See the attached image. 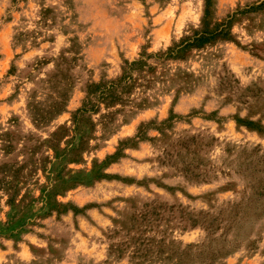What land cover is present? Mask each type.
I'll list each match as a JSON object with an SVG mask.
<instances>
[{
	"label": "rangeland",
	"instance_id": "374dc122",
	"mask_svg": "<svg viewBox=\"0 0 264 264\" xmlns=\"http://www.w3.org/2000/svg\"><path fill=\"white\" fill-rule=\"evenodd\" d=\"M0 264H264V0H0Z\"/></svg>",
	"mask_w": 264,
	"mask_h": 264
}]
</instances>
